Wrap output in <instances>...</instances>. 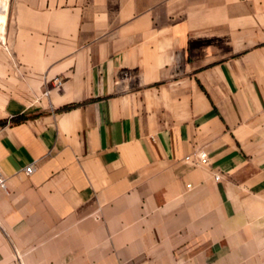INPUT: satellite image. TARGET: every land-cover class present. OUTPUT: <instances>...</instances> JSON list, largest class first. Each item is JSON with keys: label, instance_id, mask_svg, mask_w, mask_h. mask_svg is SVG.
<instances>
[{"label": "crops", "instance_id": "1", "mask_svg": "<svg viewBox=\"0 0 264 264\" xmlns=\"http://www.w3.org/2000/svg\"><path fill=\"white\" fill-rule=\"evenodd\" d=\"M0 6V264H264V0Z\"/></svg>", "mask_w": 264, "mask_h": 264}, {"label": "built area", "instance_id": "2", "mask_svg": "<svg viewBox=\"0 0 264 264\" xmlns=\"http://www.w3.org/2000/svg\"><path fill=\"white\" fill-rule=\"evenodd\" d=\"M3 31H4V24L0 23V42H2V43L5 42V39H4L3 35H2ZM56 84L57 85L61 84V80L57 79L56 80ZM184 159L186 161H191V162H193L194 164H197V165H204V164H207L209 162V155H208V152H207V150L205 148H196L195 150L185 154ZM32 169H33L32 164H27L24 167V171L27 174L31 173ZM214 178L215 179H219L220 178V174L219 173H215L214 174ZM0 185L1 186L5 185L4 176L1 174V172H0ZM187 186L189 187L190 183H187Z\"/></svg>", "mask_w": 264, "mask_h": 264}, {"label": "rangeland", "instance_id": "3", "mask_svg": "<svg viewBox=\"0 0 264 264\" xmlns=\"http://www.w3.org/2000/svg\"><path fill=\"white\" fill-rule=\"evenodd\" d=\"M6 7L5 6H0V23H5L6 21V14H5Z\"/></svg>", "mask_w": 264, "mask_h": 264}, {"label": "trees", "instance_id": "4", "mask_svg": "<svg viewBox=\"0 0 264 264\" xmlns=\"http://www.w3.org/2000/svg\"><path fill=\"white\" fill-rule=\"evenodd\" d=\"M73 104H66L64 107L65 108H68V107H70V106H72Z\"/></svg>", "mask_w": 264, "mask_h": 264}]
</instances>
